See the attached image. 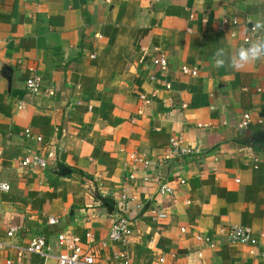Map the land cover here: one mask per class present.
I'll return each instance as SVG.
<instances>
[{
  "label": "crops",
  "instance_id": "0c3cea01",
  "mask_svg": "<svg viewBox=\"0 0 264 264\" xmlns=\"http://www.w3.org/2000/svg\"><path fill=\"white\" fill-rule=\"evenodd\" d=\"M263 10L264 0H0V184L9 186L0 190V264L38 236L57 255L61 231L84 247L90 233L100 264L123 252L131 264H196L198 253L202 264H264V141L251 140L264 132V59L214 66L218 49L235 55L261 34L250 29ZM161 55L166 72L153 63ZM32 74L44 81L35 97L25 89ZM177 136L201 153L163 163ZM43 147L56 173L51 164L20 169ZM157 180L174 194L159 195ZM117 215L130 220L129 243L100 247ZM230 226L256 236L255 254L228 243L221 231Z\"/></svg>",
  "mask_w": 264,
  "mask_h": 264
},
{
  "label": "built area",
  "instance_id": "2783aa9c",
  "mask_svg": "<svg viewBox=\"0 0 264 264\" xmlns=\"http://www.w3.org/2000/svg\"><path fill=\"white\" fill-rule=\"evenodd\" d=\"M264 15V10H263ZM252 31V28L250 29ZM250 38H244V42L246 43ZM91 57H94L93 55ZM153 63L159 68L160 72H166L167 70V60L161 55L157 58H154ZM180 73L184 77L193 78L196 77L198 71L196 68H189L188 66H181L179 69ZM155 78L151 76L150 80H154ZM164 87L166 90L171 89V85L169 83H165ZM25 89L29 93L31 97H35L44 92V81L43 78L32 74L25 81ZM48 94L52 95V91L49 90ZM142 101L146 104L148 100H145L143 96L140 97ZM18 110L23 109V104H19L17 107ZM249 115L245 114L242 117L241 122L237 124V128L240 130H244L249 122ZM24 137L28 139H35L38 143L42 142L41 137L36 136L33 137L31 131L26 129L24 130ZM43 153H42V152ZM201 153L200 150L196 148H190L184 145V141L180 136L171 137L169 140V146L166 149L164 155L162 156L163 163H167L171 160L180 161L184 157L197 156ZM55 156L52 151L45 153L44 147L39 152L34 154H30L19 162L20 169L27 170L30 168H38L40 170L48 169V165L51 164L49 169L52 172H57V168L52 167V162ZM130 159L134 163H140L143 167H148L149 161L145 158H139L136 155H131ZM51 160V161H50ZM253 168L256 169L258 167L257 160H253ZM129 179H134V174L128 176ZM158 181V180H157ZM180 184H184L182 180H179ZM158 184V194L159 195H173L174 192L172 188H170L166 183H161L160 180L156 182ZM1 191H8L9 186L6 183L0 184ZM121 206L124 205L125 208L128 206V200L125 195V192L122 190L121 194ZM121 207V208H124ZM141 206H137L136 210H141ZM126 212V211H125ZM150 213L158 220H163L167 218V215L164 212H161L157 209H151ZM57 220L55 218L48 219V225L55 226L57 225ZM184 232V229L181 230ZM226 237L228 243L232 245H241L247 246L250 248V253L255 254L254 248L257 246L258 240L256 236L247 228H241L237 226H230L224 228L221 231ZM15 229H10L6 235L9 238L14 236ZM132 235L130 220L128 217L124 215H117L112 222V226L108 231L107 240L104 242H100V247H105L108 243H119L122 245H126L130 241V237ZM86 244L84 247L80 238L69 232L61 231L55 236L56 247L59 248V253L57 255L53 254V247L50 243H48L44 236H38L31 239L25 246L16 248L15 256L13 259L7 258L4 261V264H22L25 260L29 259L31 256H37L40 260L43 261V264H46L48 261H53L54 264H100L98 259L94 255L93 246L96 245V242L90 233L85 234ZM196 240L200 243L209 246L210 248H214V242L210 238L197 236ZM2 248V244L0 243V249ZM261 256H264L261 254ZM198 262L196 264H202L201 259L202 255L198 253ZM112 262L109 264H131L126 253H120L111 259ZM152 264H168L165 257H158L154 263Z\"/></svg>",
  "mask_w": 264,
  "mask_h": 264
},
{
  "label": "clouds",
  "instance_id": "9594fccd",
  "mask_svg": "<svg viewBox=\"0 0 264 264\" xmlns=\"http://www.w3.org/2000/svg\"><path fill=\"white\" fill-rule=\"evenodd\" d=\"M252 32L261 33L248 40L247 46H241L235 55H229L224 49H218L214 54V66L223 67L225 64L240 69L258 60L264 59V22L257 20L252 27Z\"/></svg>",
  "mask_w": 264,
  "mask_h": 264
},
{
  "label": "water",
  "instance_id": "95a60500",
  "mask_svg": "<svg viewBox=\"0 0 264 264\" xmlns=\"http://www.w3.org/2000/svg\"><path fill=\"white\" fill-rule=\"evenodd\" d=\"M251 140L253 143H261L264 141V132H255L251 134Z\"/></svg>",
  "mask_w": 264,
  "mask_h": 264
},
{
  "label": "trees",
  "instance_id": "16d2710c",
  "mask_svg": "<svg viewBox=\"0 0 264 264\" xmlns=\"http://www.w3.org/2000/svg\"><path fill=\"white\" fill-rule=\"evenodd\" d=\"M244 144H246V145H249V146H252V144H251V143H244Z\"/></svg>",
  "mask_w": 264,
  "mask_h": 264
}]
</instances>
